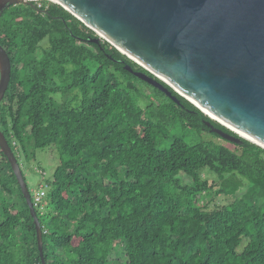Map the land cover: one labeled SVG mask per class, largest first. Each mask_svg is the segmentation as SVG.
<instances>
[{
    "label": "trees",
    "instance_id": "1",
    "mask_svg": "<svg viewBox=\"0 0 264 264\" xmlns=\"http://www.w3.org/2000/svg\"><path fill=\"white\" fill-rule=\"evenodd\" d=\"M42 3L0 18L11 66L0 131L19 167L55 149L59 164L34 207L45 264H264V150L213 133L223 143L174 138L160 148L171 128L209 132V119L126 71L148 74L105 41L90 43L94 33L61 6ZM219 196L232 200L208 209ZM0 264H41L1 151Z\"/></svg>",
    "mask_w": 264,
    "mask_h": 264
},
{
    "label": "water",
    "instance_id": "2",
    "mask_svg": "<svg viewBox=\"0 0 264 264\" xmlns=\"http://www.w3.org/2000/svg\"><path fill=\"white\" fill-rule=\"evenodd\" d=\"M32 2L0 0V18L7 8L34 6ZM54 2L94 33L90 43L105 41L149 74L124 65L134 77L179 105L174 92L232 134L204 121L210 133L264 150V0ZM10 71L9 57L0 46V103ZM0 151L30 212L41 264H45L41 226L20 167L1 131Z\"/></svg>",
    "mask_w": 264,
    "mask_h": 264
},
{
    "label": "rangeland",
    "instance_id": "3",
    "mask_svg": "<svg viewBox=\"0 0 264 264\" xmlns=\"http://www.w3.org/2000/svg\"><path fill=\"white\" fill-rule=\"evenodd\" d=\"M43 1L48 0H38L34 1V4L37 5V7L42 6ZM52 3L51 1H48ZM54 4V3H53ZM35 6V5H34ZM143 87V85H141ZM148 88L144 89L148 92ZM174 138H181L185 141V143L189 145H193L199 142H205V141H213L217 143H223V141L212 135L209 132L200 131V130H192L188 127H181V128H171L168 132V138L165 139L164 143L160 142V148H165L167 145L174 139ZM21 163V170L23 172L27 189L32 197L34 195L35 191L37 189H40L42 191H46V189L42 186V184L45 182L46 179H51L52 174L55 170V168L58 166L59 161L55 152V149L53 147H49L45 150H36L34 153V157H29L28 162H26L23 158L20 159ZM214 175H210L207 177L208 183L213 184L216 182ZM10 201V199H8ZM232 198L219 196L214 197L207 205L208 209H212L214 207H220L223 205L228 204ZM44 206V205H43ZM40 210V209H39ZM245 240H243L242 245L244 244ZM43 243V242H42ZM37 244V242H36ZM59 254L61 252L58 250ZM61 256H63L61 254ZM60 256V257H61Z\"/></svg>",
    "mask_w": 264,
    "mask_h": 264
},
{
    "label": "built area",
    "instance_id": "4",
    "mask_svg": "<svg viewBox=\"0 0 264 264\" xmlns=\"http://www.w3.org/2000/svg\"><path fill=\"white\" fill-rule=\"evenodd\" d=\"M45 196V192L40 189H37L34 193V195H32L31 200L33 203V206H37L38 204H40L42 202V199Z\"/></svg>",
    "mask_w": 264,
    "mask_h": 264
},
{
    "label": "bare ground",
    "instance_id": "5",
    "mask_svg": "<svg viewBox=\"0 0 264 264\" xmlns=\"http://www.w3.org/2000/svg\"><path fill=\"white\" fill-rule=\"evenodd\" d=\"M31 1H38V0H31ZM48 1H51V2H54V0H48ZM55 3V2H54ZM206 112V111H205ZM207 113V112H206ZM229 127V126H228ZM229 128H231V127H229ZM232 129V128H231ZM241 136H244V137H246L245 135H242V134H240ZM248 138V137H247Z\"/></svg>",
    "mask_w": 264,
    "mask_h": 264
},
{
    "label": "clouds",
    "instance_id": "6",
    "mask_svg": "<svg viewBox=\"0 0 264 264\" xmlns=\"http://www.w3.org/2000/svg\"><path fill=\"white\" fill-rule=\"evenodd\" d=\"M32 3H34V2H32ZM30 197H31V195H30ZM32 201V200H31Z\"/></svg>",
    "mask_w": 264,
    "mask_h": 264
}]
</instances>
